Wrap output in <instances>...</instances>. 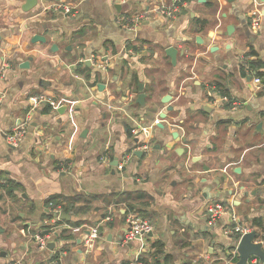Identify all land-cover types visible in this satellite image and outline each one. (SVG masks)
<instances>
[{
	"label": "crops",
	"instance_id": "obj_1",
	"mask_svg": "<svg viewBox=\"0 0 264 264\" xmlns=\"http://www.w3.org/2000/svg\"><path fill=\"white\" fill-rule=\"evenodd\" d=\"M25 1L0 0L1 264L152 263L156 242L167 264H237L229 215L209 223L214 202L232 203L264 250L253 225L264 220V0L56 1L76 9L70 17L43 11L55 1L24 12ZM179 1L171 18L157 11ZM21 126L25 138L9 146ZM127 153L123 171L112 166ZM62 198L75 202L72 220L54 223L46 214ZM130 213L154 233L124 242ZM49 226L56 246L40 249L31 235Z\"/></svg>",
	"mask_w": 264,
	"mask_h": 264
},
{
	"label": "built area",
	"instance_id": "obj_2",
	"mask_svg": "<svg viewBox=\"0 0 264 264\" xmlns=\"http://www.w3.org/2000/svg\"><path fill=\"white\" fill-rule=\"evenodd\" d=\"M56 2V1H55ZM56 10L57 12H60L66 16H74L76 9L69 3L64 2H56L52 4H48L43 7V11L48 10ZM159 13L166 15V17L171 18L174 16L175 13L180 11L179 5H174L172 7H161L157 10ZM254 18L252 20V26L254 28H257L260 24V13H254ZM141 16H138L136 18L131 19V21L128 23V30H135L137 27V24L140 22ZM128 51L130 53H133V50L131 49L130 45H127ZM250 58L247 57V59L244 60V65L248 63V60ZM248 67V64L245 65ZM254 82L260 86L262 84L261 78H256ZM227 102H230L233 109H237L241 106V102L237 100H227ZM138 129H133L132 133L133 135L138 134ZM27 133V129L25 126L14 128L12 131L6 134V142L9 146H18L23 139L25 138ZM134 157L133 153H127L121 157L119 160V164L117 168L120 171H123L132 161V158ZM106 159V158H104ZM5 181V180H4ZM3 181V182H4ZM61 206H56V208L48 210V212L52 216V220L54 223L56 222H62L60 220L59 215L62 212ZM206 211L209 216V223L213 225L215 222H217L224 214H228L230 218V226L226 229V235H231L235 238L237 241V247L233 250V256L236 257L239 255L238 253V244L241 238L247 234L252 232L253 230L244 225L242 223L241 217L237 214L235 211L234 205L231 203L229 205H225L221 202H214L211 204H208ZM127 229L124 234L123 240L124 242L128 243L133 240H136L137 238H141L145 235H149L150 233H154V226L152 222L145 217H142L139 214L136 213H130L127 215L126 219ZM56 229L50 230L47 233H34L31 235L32 239L38 244V247L40 249H46L48 247L49 241H51L55 235H56ZM99 231L97 228H92L89 235L86 238V251L90 252L93 248V244L98 239ZM258 264L257 257H251L248 261V264ZM0 264H1V252H0ZM135 264H144L143 262H136Z\"/></svg>",
	"mask_w": 264,
	"mask_h": 264
},
{
	"label": "water",
	"instance_id": "obj_3",
	"mask_svg": "<svg viewBox=\"0 0 264 264\" xmlns=\"http://www.w3.org/2000/svg\"><path fill=\"white\" fill-rule=\"evenodd\" d=\"M45 1H59V0H45ZM229 2H233L235 0H227ZM39 4V0H26L25 3L22 5V10L24 12H30L32 9H34L37 5ZM234 30L233 26H228L227 27V31L228 32H232ZM1 38V36H0ZM33 42L36 41H42V42H46V38L40 34H37L33 37L32 39ZM52 51H56L58 50L57 45H52ZM178 50L173 47V46H169L166 48L165 50V54L167 55V57H169L171 59V62L173 65H176L177 62V57H178ZM30 61V60H29ZM29 61H26L24 63H21L20 67L22 68H28L29 67ZM102 87V85L99 86V88ZM139 89V95L136 99V102L138 104H140L141 106L145 105V101H146V94L144 93V84L141 83L138 87ZM168 109H171V107H168ZM205 110L207 112L210 113V111L212 109H206ZM65 111V109H61L58 108L57 112L60 114H63ZM161 118H165L166 117V113L162 112L160 114ZM34 126V125H33ZM137 156H142L143 153L142 152H136L135 153ZM119 164V159L117 158L116 160H114V162L112 163V166L117 167ZM248 195V194H247ZM60 220L62 221H71L72 217L70 214H68L65 211H62L59 215ZM149 235H152V233H150ZM257 239V233L255 231H252L250 233L245 234L241 240L239 241L238 244V253H239V261L237 264H247L248 261L250 260L251 257H257L260 259V261L264 262V250H263V243L262 242H255V240ZM56 244L54 242H51L48 244V249L53 250L55 248Z\"/></svg>",
	"mask_w": 264,
	"mask_h": 264
},
{
	"label": "trees",
	"instance_id": "obj_4",
	"mask_svg": "<svg viewBox=\"0 0 264 264\" xmlns=\"http://www.w3.org/2000/svg\"><path fill=\"white\" fill-rule=\"evenodd\" d=\"M183 1V0H181ZM179 1L178 2V5H181L182 2ZM249 63H254L253 60L252 62L249 61ZM144 195H141V194H138L137 197H141L143 198ZM127 197H129V195H127ZM54 202H56L55 204L58 205V206H61L62 210L69 213V212H73L75 208V202L71 201V200H67V199H59V200H55ZM87 202V201H86ZM75 210H78V209H75ZM47 217H50L51 218V214L50 213H47L46 214ZM253 225L254 226H257L258 228H261L262 229V233H263V236H262V239L264 240V220L261 219V218H258V219H255L254 222H253ZM71 226H79L78 224H73ZM51 229V226L47 227V229L44 231L45 233L49 232ZM154 247V252L151 254V257L152 258V263H149L147 261V259H144V258H141L140 259V262H143L144 264H167L168 263V260H169V255L165 253L164 251V248H163V245L159 242H156L154 243L153 245ZM60 254L57 253L56 256H59Z\"/></svg>",
	"mask_w": 264,
	"mask_h": 264
}]
</instances>
